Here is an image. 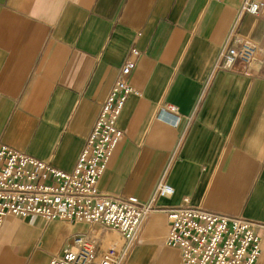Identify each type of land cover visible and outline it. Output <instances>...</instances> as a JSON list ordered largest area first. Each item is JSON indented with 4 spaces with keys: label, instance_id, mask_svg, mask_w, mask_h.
Masks as SVG:
<instances>
[{
    "label": "crops",
    "instance_id": "crops-1",
    "mask_svg": "<svg viewBox=\"0 0 264 264\" xmlns=\"http://www.w3.org/2000/svg\"><path fill=\"white\" fill-rule=\"evenodd\" d=\"M241 1L0 0V143L70 171L130 59L123 137L98 190L146 201L166 170L173 193L159 205L187 198L264 223V0L237 27L259 55L245 73L212 72ZM167 104L174 124L157 116ZM166 231L163 215L147 224L126 264H180ZM75 233L92 234L96 256L120 239L99 223L7 216L0 264H47Z\"/></svg>",
    "mask_w": 264,
    "mask_h": 264
},
{
    "label": "built area",
    "instance_id": "built-area-1",
    "mask_svg": "<svg viewBox=\"0 0 264 264\" xmlns=\"http://www.w3.org/2000/svg\"><path fill=\"white\" fill-rule=\"evenodd\" d=\"M260 7L256 0L241 1L212 72L245 73L259 55L258 45L241 35L237 27L244 13L257 14ZM132 66L127 59L121 67L70 171L0 143V228L7 216L29 215L47 223L66 220L103 224L117 230L120 239L102 254L95 255L92 234L75 233L47 264H125L144 227L154 221L160 223L163 215L167 223L163 241L179 250L180 264H264L259 261L261 236L257 231L261 228L264 233V223L193 206L187 198L178 205H159V197L173 193L166 170L146 201L98 190L106 161L123 137L116 120L127 95L133 92L126 81ZM157 116L174 124L177 109L167 104Z\"/></svg>",
    "mask_w": 264,
    "mask_h": 264
},
{
    "label": "rangeland",
    "instance_id": "rangeland-1",
    "mask_svg": "<svg viewBox=\"0 0 264 264\" xmlns=\"http://www.w3.org/2000/svg\"><path fill=\"white\" fill-rule=\"evenodd\" d=\"M119 240H117V242H118ZM135 247V246H134ZM133 247V248H134ZM133 250V249H132ZM132 252V251H131ZM43 253H44V251H42V250H39L38 251V254H37V260H39L41 257H42V255H43ZM130 255H131V253H130ZM130 255L128 256V258L130 257ZM128 258H127V260H126V262L128 261ZM126 264V263H125Z\"/></svg>",
    "mask_w": 264,
    "mask_h": 264
}]
</instances>
